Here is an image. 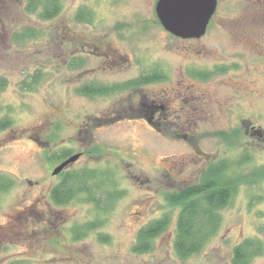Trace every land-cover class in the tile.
I'll list each match as a JSON object with an SVG mask.
<instances>
[{
    "label": "rangeland",
    "instance_id": "obj_1",
    "mask_svg": "<svg viewBox=\"0 0 264 264\" xmlns=\"http://www.w3.org/2000/svg\"><path fill=\"white\" fill-rule=\"evenodd\" d=\"M29 3L0 0V264H234L248 239L260 248L249 264H264V179L248 177L264 167V7L227 0V18L195 41L164 30L156 0H60L49 19ZM87 85L121 87L93 96ZM155 99L165 109L148 115ZM223 160L226 177L248 180L206 246L182 258L167 194ZM87 173L91 193L54 201ZM165 216L136 251L139 230Z\"/></svg>",
    "mask_w": 264,
    "mask_h": 264
},
{
    "label": "trees",
    "instance_id": "obj_2",
    "mask_svg": "<svg viewBox=\"0 0 264 264\" xmlns=\"http://www.w3.org/2000/svg\"><path fill=\"white\" fill-rule=\"evenodd\" d=\"M59 2L60 0H30L29 10L31 12L41 10L42 17L49 19L59 12ZM42 8L44 9L42 10ZM161 77L163 76L161 75ZM154 79L152 77L135 79L122 85V88L137 86ZM91 86H85L82 89V93L93 96L105 95L112 92L114 88L121 87V85L111 87L104 85ZM66 159L68 157L64 158V160ZM244 162L246 163L248 160L241 162L239 165ZM230 168L227 161L224 160L215 165L209 164L205 171L202 172V176L197 183L167 194V200L172 205L180 207L174 241L175 250L180 257L187 258L197 254L206 246L210 238L219 229L220 218L217 214L218 211L229 203L237 187L244 181L247 182V177L243 178L241 173H238L235 178L226 177ZM95 177L94 173H87L83 175L75 174L69 179H64L52 191L54 201L57 204H65L80 193H91L92 190H90L91 188L87 181ZM248 177L249 179H258L260 177L264 179V167L259 168L257 172L252 173ZM8 185L5 178L0 176V191L7 190ZM169 224L170 218L165 216L142 227L138 232L134 249L136 251L150 250L153 240L163 233ZM255 246L253 239H248L237 245L234 250V264H249L253 255L259 253L260 248Z\"/></svg>",
    "mask_w": 264,
    "mask_h": 264
},
{
    "label": "water",
    "instance_id": "obj_3",
    "mask_svg": "<svg viewBox=\"0 0 264 264\" xmlns=\"http://www.w3.org/2000/svg\"><path fill=\"white\" fill-rule=\"evenodd\" d=\"M217 0H158L157 16L163 27L181 38H200L216 10ZM80 154L70 156L55 168L53 174L61 173Z\"/></svg>",
    "mask_w": 264,
    "mask_h": 264
},
{
    "label": "flooded vegetation",
    "instance_id": "obj_4",
    "mask_svg": "<svg viewBox=\"0 0 264 264\" xmlns=\"http://www.w3.org/2000/svg\"><path fill=\"white\" fill-rule=\"evenodd\" d=\"M225 1H227V0H217V5H216V10H215V12H214V14H213V16L211 17V19H210V21H209V24H208V26H207V31H208V29H209V27L211 26V22H212V20L215 18V17H217L218 15H220V13H224V12H222V10H220V7H221V5H223L224 4V2ZM229 1H239V0H229ZM245 1V0H244ZM157 2H158V0H156V5H157ZM252 2H253V4L255 5V6H257V5H261L262 6V8L264 7V0H252ZM224 8V7H223ZM261 8V9H262ZM155 9H156V7H155ZM224 11H226L225 9H224ZM226 12H228V11H226ZM256 12V10L253 12V13H255ZM263 13H264V11H262ZM229 13V12H228ZM258 13H260V14H263V13H261L260 11L258 12ZM157 14V13H156ZM225 14V13H224ZM158 17V16H157ZM218 17H221V18H223V17H225V18H227L226 17V15H220V16H218ZM159 19V18H158ZM253 19H255V18H253ZM260 19H264V16L262 17V18H260ZM160 21V20H159ZM161 23V22H160ZM259 23H260V26H264V21H262V20H259ZM162 25V24H161ZM163 26V25H162ZM164 30L165 31H167L165 28H164ZM207 31H206V33H207ZM169 34H171L173 37H175L176 39H178V40H195V41H197V40H200L202 37H200V38H181V37H178V36H176V35H174V34H172V33H170L169 31H167ZM206 35V34H205ZM204 35V36H205ZM148 83H151V81L150 82H147V84ZM146 84V83H145ZM143 105H145L144 107H146L147 108V114L149 115V114H151V115H153L157 110H164L165 108V106L162 104V102H160V100H157V99H155L153 102H151V104H147V103H143ZM149 120V122L151 123V121H152V117L151 118H149L148 119Z\"/></svg>",
    "mask_w": 264,
    "mask_h": 264
}]
</instances>
